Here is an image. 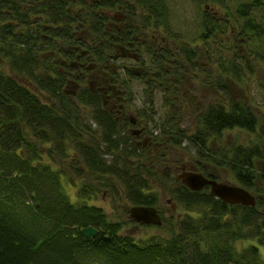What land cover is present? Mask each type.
<instances>
[{"label":"trees","instance_id":"16d2710c","mask_svg":"<svg viewBox=\"0 0 264 264\" xmlns=\"http://www.w3.org/2000/svg\"><path fill=\"white\" fill-rule=\"evenodd\" d=\"M170 1L0 0V264H264V139L224 142L226 131H258L249 88L264 71V0H192L216 10L204 8L191 39L170 25ZM109 13L124 14L120 27ZM145 34L140 116L153 139L141 148L83 80L76 96L65 87L78 50L88 49L86 61L111 77L120 69L111 61L119 45ZM190 79L212 99L185 93ZM155 92L166 109L156 122L147 114ZM184 119L192 132L181 127ZM177 148L193 150L194 166L209 179L220 181L209 166L226 170L256 205H228L209 188L193 192L173 180L167 154ZM160 173L187 212L175 223L163 216L159 228L170 238L135 240L124 230L134 222L92 203L108 196L129 206L126 215L133 206L159 207L152 186ZM90 227L97 236L85 238Z\"/></svg>","mask_w":264,"mask_h":264},{"label":"rangeland","instance_id":"374dc122","mask_svg":"<svg viewBox=\"0 0 264 264\" xmlns=\"http://www.w3.org/2000/svg\"><path fill=\"white\" fill-rule=\"evenodd\" d=\"M235 0H232V3ZM211 4V3H210ZM207 4L205 5L204 3L198 5L192 0H171L170 5H171V16H170V25L172 26L173 30L175 32H184L185 34L190 35L189 39L194 38L195 32L198 21L200 20V17L202 16V12L204 8L206 11L210 10H216L215 7L212 5ZM111 17H113V13H109ZM189 32V33H188ZM187 35V36H188ZM228 43V42H226ZM225 43V48L230 47ZM232 47H239V45H233ZM241 55V54H240ZM120 63L124 62L129 64L133 62L132 61H125L121 59L119 61ZM93 64V63H91ZM200 64L206 65L205 62L200 61ZM260 64V63H259ZM3 69L8 75L15 76L13 73L10 72L9 68L7 65L3 66ZM77 74V73H76ZM75 74V75H76ZM255 77L252 78V82L250 83V88H249V96L253 98V101L255 102V107L254 111L255 114L258 116V131L255 135H248L247 132H240L239 130H233L232 132L226 131L224 133V138H226V141L224 142H229V141H237L239 144L247 145V144H252L255 143L257 140V134L261 136V140L263 141L264 139V92L262 88L260 87V82H264V71L263 69L260 68V70L256 71ZM99 72L94 71L90 73V76L93 80V82L97 83L95 87L100 86V80H99ZM191 77H194V75L190 74ZM105 77V76H103ZM98 78V79H97ZM88 79V78H87ZM19 81L23 82L27 86V82L25 80L18 78ZM87 81V80H86ZM85 85H88L89 83L85 82ZM200 82L196 80H188L186 85H182V89L185 93H189L191 98L194 100H198L200 102H206L210 101L212 99V91L209 89H204L200 86ZM84 87V86H83ZM129 90H130V104H131V113L133 116L141 115V109L144 103H146V99L143 95V83L138 80H132L129 83ZM30 88L42 99L44 97L35 89L34 87ZM77 88L69 86L65 87V90H67L70 94H72ZM78 91V89H77ZM241 91V90H239ZM153 98V106L151 109L148 110L147 114L150 116V118L153 121H158V119H162L165 115V108L163 107V98L164 95L161 92H155V95H152ZM118 108V107H116ZM137 113V114H135ZM143 121H147L146 118L143 119ZM193 121H189V119H184L182 120V123L180 124L182 128H191L190 131H193L194 124H192ZM95 127V125H94ZM151 126H149L150 128ZM159 130H155V134H157ZM184 144V146H186ZM189 152V151H188ZM186 153L183 148H177L174 149L173 151L169 152L167 154V159L170 162L168 166L170 167L172 171V179L174 180L175 177L182 172L183 169L186 171L194 170L196 172L197 169L194 166V162H196V157H194V151L192 150L189 153ZM192 155V156H191ZM172 161V162H171ZM68 166V169L70 170L69 166L70 164H66ZM163 168V167H162ZM209 171L212 173H215L219 177V180L224 183H229L233 185H238V183L234 180V178L226 171V170H216L213 168V166H209ZM70 175V174H69ZM163 173H160V178L156 180L153 183V192L158 196L159 199V207L158 209L163 212V215L165 216L166 219H170L175 223L178 218L184 217L187 212L184 209H177L175 212L171 210V204L168 203V201L171 199V190H172V185L173 182L171 181H164L161 179ZM167 184V186H166ZM65 191L66 193L74 199L75 196V189L72 188L71 185H69L67 182L65 183ZM92 203L98 206H102L105 208L106 212L109 214V216L112 219L119 220V222L125 223L128 221V215L124 213V207L129 208L126 204L123 202L118 205V203L115 201L113 202L112 199H110L108 196L102 197L98 196L93 198ZM124 230L126 233H128L130 236H132L135 240L141 241V240H147L151 237L157 236V237H165V238H170V232L168 228H159L155 226H143V225H138L136 223H126L124 226ZM248 243L246 242H239L238 247L241 249L243 246H246Z\"/></svg>","mask_w":264,"mask_h":264},{"label":"flooded vegetation","instance_id":"af4514ba","mask_svg":"<svg viewBox=\"0 0 264 264\" xmlns=\"http://www.w3.org/2000/svg\"><path fill=\"white\" fill-rule=\"evenodd\" d=\"M115 19L116 21L110 23V25L116 28L120 27L125 20L124 17H115ZM146 35L147 34H145L144 38L135 37L133 40L134 42L130 41L127 43V45H119L117 54L114 56V58L111 59V61L114 63L113 67H120V69L116 70L114 68L115 74L111 77L105 76L106 74L104 75L105 77L99 75L100 86L97 88L95 87L97 83L93 82L92 78L89 77L91 72L97 71L96 66L94 64H91L92 62L91 60H89V58V61H86L85 59L90 55V51L88 49L78 50L75 61L76 64H71L72 68L76 69V72L74 73V77L69 81L67 85V87L72 86L77 88L79 91L82 88V80L89 83L91 92L93 94H96L103 100L104 107L110 113L117 116L118 121L125 120V122L127 123L128 132L134 138L135 144L141 148L147 147L153 137L147 134L148 132L146 130V121H143L144 118L138 115L133 116L130 111L131 98L129 97V83L132 80L140 79L142 73L144 72L145 67L144 64L141 63L140 50L142 51L143 48H145V46L147 45ZM149 35L150 38H155V33L149 32ZM122 48L132 55H138V58L134 59L131 56L124 57L122 54ZM121 59L127 62L132 61L133 64L130 62L129 64L124 62L120 63L119 61ZM65 64L66 63H64L63 65ZM77 67H79V69H77ZM77 89L72 94H70L67 90L66 93L68 95L76 96L78 92ZM188 172L196 171L190 170ZM160 213L163 215V212H161V210Z\"/></svg>","mask_w":264,"mask_h":264},{"label":"water","instance_id":"95a60500","mask_svg":"<svg viewBox=\"0 0 264 264\" xmlns=\"http://www.w3.org/2000/svg\"><path fill=\"white\" fill-rule=\"evenodd\" d=\"M122 54L124 57L131 56L134 59L138 58V55H132L123 48ZM175 180L176 182H181L193 192H201L205 188H209L210 195L228 205H243L247 207L256 205V197L249 190L238 185L208 179L198 172L183 170L176 176ZM168 203L172 205L171 208L175 212L177 205L171 199ZM128 220L146 226L161 227L163 224V218L156 207L133 206L129 210ZM97 233V230L91 227L82 230L85 238L95 237Z\"/></svg>","mask_w":264,"mask_h":264},{"label":"bare ground","instance_id":"6f19581e","mask_svg":"<svg viewBox=\"0 0 264 264\" xmlns=\"http://www.w3.org/2000/svg\"><path fill=\"white\" fill-rule=\"evenodd\" d=\"M121 75H123V74H121ZM118 118V117H117Z\"/></svg>","mask_w":264,"mask_h":264}]
</instances>
